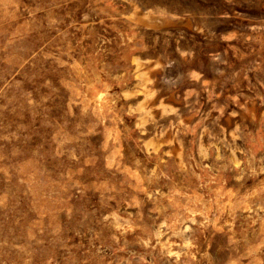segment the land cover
Instances as JSON below:
<instances>
[{
    "label": "rangeland",
    "instance_id": "1",
    "mask_svg": "<svg viewBox=\"0 0 264 264\" xmlns=\"http://www.w3.org/2000/svg\"><path fill=\"white\" fill-rule=\"evenodd\" d=\"M0 264H264V0H0Z\"/></svg>",
    "mask_w": 264,
    "mask_h": 264
}]
</instances>
